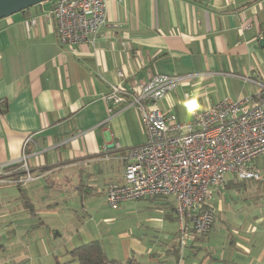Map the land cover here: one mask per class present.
Listing matches in <instances>:
<instances>
[{
  "label": "crops",
  "instance_id": "0c3cea01",
  "mask_svg": "<svg viewBox=\"0 0 264 264\" xmlns=\"http://www.w3.org/2000/svg\"><path fill=\"white\" fill-rule=\"evenodd\" d=\"M51 6L0 20V264H75L68 252L93 240L123 263L264 264V213L215 221L181 253L173 198L134 200L143 203L134 212L150 233L115 234L104 225L108 217L93 218L107 203V183L123 176L125 149L147 141L128 97L110 112L105 96L113 85L179 74L185 82L175 92L202 107L253 94L257 86L244 77L264 79V0H108L95 42L76 52L60 45ZM12 165L19 166L6 168ZM24 170L18 176L36 216L17 186Z\"/></svg>",
  "mask_w": 264,
  "mask_h": 264
},
{
  "label": "built area",
  "instance_id": "2783aa9c",
  "mask_svg": "<svg viewBox=\"0 0 264 264\" xmlns=\"http://www.w3.org/2000/svg\"><path fill=\"white\" fill-rule=\"evenodd\" d=\"M107 1L52 0L49 15L60 45L76 52L80 44L94 43L106 23ZM118 76L123 79L125 72L119 71ZM244 78L257 90L238 100L226 97L202 107L186 93L188 119L176 112L173 100L167 107L162 105L185 82L182 75L157 73L129 89L113 85L105 96L110 112L128 97L129 105L140 113L147 141L125 149L123 176L104 188L108 205L116 209L123 202L147 196L173 198L182 251L212 227V200L221 186L229 180H263L264 79L260 75ZM31 139H26L25 147Z\"/></svg>",
  "mask_w": 264,
  "mask_h": 264
},
{
  "label": "rangeland",
  "instance_id": "374dc122",
  "mask_svg": "<svg viewBox=\"0 0 264 264\" xmlns=\"http://www.w3.org/2000/svg\"><path fill=\"white\" fill-rule=\"evenodd\" d=\"M175 91L171 93L175 103V109L179 110L183 117L188 118L189 111L184 96L180 94V92L176 93ZM234 182H237L238 185L241 186V190H227L221 186L214 194L212 200L215 215L214 223L216 221L218 225L223 224L227 218L238 220L239 218L243 219L246 217L251 220L254 219L255 216L264 213V179L234 180ZM102 185H104V183ZM98 200H102V198L100 197ZM130 202L131 201L123 202L118 208L114 209L107 203H102L101 201L99 209L97 212L93 213V218L95 221L103 222L104 218L108 217L109 219L104 222V225L107 230H112L115 234L126 233L129 236L140 235L143 232L150 233V231H152V225L145 221L143 215H138L134 212L136 209L135 204L143 205V203L139 201ZM156 211L161 212L160 208H157ZM174 213L176 214L175 209ZM177 219L179 221V226H181L178 216ZM234 227H236V231H240V224H236ZM180 229L181 227H179L177 234L178 242ZM191 241H193V239L189 242ZM189 244L190 243H188L185 248Z\"/></svg>",
  "mask_w": 264,
  "mask_h": 264
},
{
  "label": "trees",
  "instance_id": "16d2710c",
  "mask_svg": "<svg viewBox=\"0 0 264 264\" xmlns=\"http://www.w3.org/2000/svg\"><path fill=\"white\" fill-rule=\"evenodd\" d=\"M14 166H19V165H12L6 168L9 169ZM20 172L21 171L15 174L16 177L20 174L21 175L26 174L25 170L21 173ZM16 182H17V186L20 191V197H21L23 206L30 211L32 216H36L37 214H36L34 204L31 198L29 197V195L27 194V191L23 187V183L22 181H20L19 176L17 177ZM83 185L84 184L82 182L79 184L78 188L80 189V191H82L81 189ZM89 188H84L85 189L84 191L87 192ZM223 188L227 190H238V189L241 190V186H239L237 182H234V180H229L228 182H226ZM39 224L44 225L45 223L41 221ZM178 251L179 253H181V248H179ZM68 253L72 257V262H74L75 264H140L135 257L128 259L125 263L119 260L110 258L108 254L106 253L102 245V242L100 240H93L88 243H85L79 247L72 249Z\"/></svg>",
  "mask_w": 264,
  "mask_h": 264
},
{
  "label": "water",
  "instance_id": "95a60500",
  "mask_svg": "<svg viewBox=\"0 0 264 264\" xmlns=\"http://www.w3.org/2000/svg\"><path fill=\"white\" fill-rule=\"evenodd\" d=\"M48 0H0V20ZM260 44L264 47V38Z\"/></svg>",
  "mask_w": 264,
  "mask_h": 264
}]
</instances>
